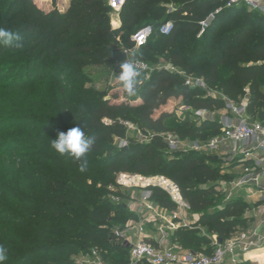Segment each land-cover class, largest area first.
<instances>
[{
  "label": "trees",
  "instance_id": "16d2710c",
  "mask_svg": "<svg viewBox=\"0 0 264 264\" xmlns=\"http://www.w3.org/2000/svg\"><path fill=\"white\" fill-rule=\"evenodd\" d=\"M225 1L126 0L118 13L120 25L113 30L107 0H70L64 13L43 12L29 0H0V27L23 37L24 49H18L17 56L25 55L16 65L20 70L16 75L25 71L24 82L14 77L15 82L0 86L9 93L2 96L8 106L0 109V119L14 121L9 127L13 135L5 139L6 148H0V244L7 249L5 264H79L75 258L92 249L106 264H125L128 247L116 241L113 230L136 215L126 211L125 202L110 200L112 194L125 199L119 191L108 189L118 172L163 175L177 184L199 219L196 228L181 226L172 231L169 241L188 252L210 254L213 235L225 240L245 229L244 201H225L220 190V181L234 178L223 172L224 160L203 150L171 152L164 141L173 133L180 140L204 144L221 134L222 124L197 115L199 123L184 118L171 126L167 119L173 112L161 108L171 97L195 111L225 108L221 97H205L203 90L185 85L184 75L194 73L235 104L247 88L245 115L264 126V16L245 5L223 7ZM217 8L221 9L201 36L210 35L208 42L199 43L204 49L198 46L200 40L178 36L181 30L197 32L198 22ZM166 21L173 27L163 35L159 26ZM146 27L150 34L134 51V58L150 67V61H157L148 53L153 50L163 56L166 66L154 67L137 85V106L115 101L117 93L107 98L106 91L84 87L85 64L115 59L112 69L118 71L124 62L121 48H133L131 37ZM119 32H123L121 39ZM7 48L0 46V56L14 58ZM60 72H67L68 78ZM124 121L149 134V143L138 141L133 132L128 135ZM76 126L94 139L85 172L79 171V162L51 148L58 132ZM115 139L127 144L118 148ZM151 199L175 208L160 189H151Z\"/></svg>",
  "mask_w": 264,
  "mask_h": 264
},
{
  "label": "built area",
  "instance_id": "2783aa9c",
  "mask_svg": "<svg viewBox=\"0 0 264 264\" xmlns=\"http://www.w3.org/2000/svg\"><path fill=\"white\" fill-rule=\"evenodd\" d=\"M125 1L107 0L108 6L116 18V20L111 22L113 28L116 26L114 23H120L118 13ZM238 5H245L249 10L251 8L258 9L264 16V0H226L223 7ZM220 9L217 8L210 12L206 19L199 22L200 30L198 36L205 32ZM172 27V22L166 21L159 26V33L168 35ZM149 34L150 29L149 32H145L142 29L131 37L134 42L133 48H121L124 62L134 60L140 72H150L151 68L146 62L134 58L132 53L146 43ZM167 69L177 71L171 66H168ZM185 85L190 88L203 90L205 97H221L225 101L226 108L235 115V118H227L222 121L221 134L213 136L204 144H193L191 148L194 150L206 148L209 151H215L227 143H244L247 151L242 153L246 156L252 150L261 151L263 153L262 157L255 160L252 165H245L242 169V175L235 181L236 186L250 182L256 183L258 177L254 174V170L256 167L261 168L264 162V126L257 121H249L247 119L245 115L246 101H242L239 105L226 101V97L221 92L211 89L202 77L186 79ZM123 124L128 132H133L137 137L141 136L142 133L135 124L128 121H124ZM164 141L170 148L176 150L180 148V141L170 134L164 137ZM261 169L264 171V168ZM153 188L165 192L180 211L189 209L188 204L181 197L177 184L163 175L118 172L115 175L114 183L108 186L110 191L131 192L135 189L142 190L144 196L141 205L149 213V218L160 223L158 225L159 237L153 243L142 238L144 232L142 224H132L113 230V236L116 241L128 247V260L125 264H240L244 260L256 262L262 260V256H264V234L261 237L253 238L246 230L235 232L227 239L222 240L221 243L213 235L211 238L212 252L210 254L181 252L179 248L170 246L169 238L171 232L181 226L187 227L188 222L179 215L178 211L170 212L167 208L159 206L150 200L151 189ZM110 200L116 204L122 202V198L119 195H110ZM132 237L137 238L133 243L130 242ZM256 255L261 256L260 259L252 258V256ZM83 261L85 264H106L96 249H92Z\"/></svg>",
  "mask_w": 264,
  "mask_h": 264
},
{
  "label": "rangeland",
  "instance_id": "374dc122",
  "mask_svg": "<svg viewBox=\"0 0 264 264\" xmlns=\"http://www.w3.org/2000/svg\"><path fill=\"white\" fill-rule=\"evenodd\" d=\"M29 5H32V6H34L35 9H39L43 12H50L53 9H57L60 13H64L65 11H67L69 9L70 0H29ZM246 8H248V7L246 6ZM167 10L168 11L170 10L169 5L167 6ZM251 11H254L256 13V15H263L258 9L251 8ZM210 12H208L200 21L206 19ZM112 20H116L115 16H113V15H111V21ZM239 21L240 20L235 21V23L233 25L234 26L237 25L239 23ZM114 25H117V24L114 23ZM118 27L119 26L114 27L113 30L118 29ZM199 30H200V27H199L198 31L195 33L190 32L188 30H181V31H179L178 36L181 37V36L188 35L189 37H193L194 40H200V42H198V46L201 47L202 49H204L199 43H201V41L208 42L210 35L202 38L201 37L202 35L198 36ZM122 33L123 32L118 33V37L120 39H121ZM22 49H24V48L23 47L19 48V50H22ZM6 51H7L6 53L13 54L14 58L5 57V56H7L6 54L3 56H0V86L4 85L7 82L8 83L15 82L16 78L14 79V77H17L18 82H20V83L24 82V79H25V73L24 72L25 71H21V73L19 75H16L20 71V70H17L16 65L18 62H20L22 60V58H25V55L17 56L18 55V49L12 48V47L7 48ZM148 53L154 54V56L157 59V61H155V62H153V61L149 62L151 69H153L154 67L160 68L162 66H166V63L163 60V56L161 54H159L153 50H148ZM198 59H203V58H198ZM114 60L115 59H110L109 62L104 63V64H92V62H88L87 64H85L84 68L82 69V73L86 79L84 87L91 88L94 90L106 91L109 95V96H107V98L110 97V95L117 93V99H115V101L120 102V101L126 100V102L129 103V105L137 106L140 103V99L137 97V94L135 96L130 97L123 92L124 90L121 87L119 80L115 76V75L119 74V70L115 71L112 69V65L116 61V60L115 61ZM48 67H49V65H48ZM9 69H12V72L10 74L8 72ZM29 70L31 72L35 71L33 66H30ZM113 73H114V75H113ZM60 74L63 75L65 78H68L67 72H65V73L60 72ZM149 76H150L149 72H144V73L142 72L140 81L144 82ZM184 77H185V80L190 79V78L194 79L196 77V75H194V73H189V74H185ZM138 85L141 86V82H139ZM210 88L214 90V87H210ZM137 89H138L137 90V93H138L139 88H137ZM263 89H264V87H263ZM7 93L8 92L0 89V109H4V107L7 105L6 101H4L2 99V96L6 95ZM248 94H249L248 89L245 88L244 94L240 98L239 103H241L242 101H246ZM35 99L36 98H34V100ZM42 101H44V99ZM226 101H230L233 103V101L229 100V98H227V97H226ZM161 108L173 112L174 116L167 119V123H169V125H171V126L178 124L184 118L189 119L190 121H192L194 123H199L198 118H196L197 115L200 117V119L205 115L204 113L198 114V111L192 110L188 106L184 105L180 98H173V97L169 98ZM6 109H11V108L6 107ZM136 111L137 110H133L132 113L134 115H136ZM221 113H224V111L221 110ZM225 114H226V112H225ZM11 123H14V121L6 122L5 120H2V118L0 119V148L1 149L6 148L4 141H7V140H5V139H7L11 135H13L11 133V131L13 129L12 128L9 129V127L12 125ZM5 131L8 132V134H7L8 137L4 135ZM168 134L174 136V138H176L180 141V144H179L180 148H178L177 150H181L184 152L190 151V150L194 151V149H192L191 146H193V144H196V143L200 144L197 141H193L190 139L180 140L173 133H168ZM128 135H132V133L129 132ZM148 136H149V134H146V135L141 134V136H138L137 139L141 143L146 144V143H149V141H150ZM124 144L125 145L127 144V142L125 140L115 139V145L118 148L124 147ZM168 150L171 152L177 151L176 149H173L170 147H168ZM223 157L225 160L228 159L227 156H223ZM227 161L232 162L233 159H231V160L228 159ZM140 192L142 193V190H139V189H135L134 191H131V192H126V191L120 192L122 195L125 196V199L122 198V201L126 203V209H127L126 211L131 212L134 215H136L135 219L127 220V222H125L124 225L133 224V222H134L135 224H142L144 227L150 228L149 226H152L153 223H151L150 221H147L148 220L147 218H149L150 215L143 208V206L139 203V201H140L139 196L141 194ZM147 222H150V224ZM187 227L188 228L189 227L196 228V222L193 223L192 219L189 220ZM199 229L201 232H203V233L205 232V230L202 226ZM170 246H175V247L181 249V252H188V250L186 248L180 247V246L176 245V243H170ZM87 256H88V253L80 254V256L78 258H75V261L79 264H85L83 260ZM259 257H261V256H259ZM251 261L254 262V264H264V256H262V260H260V262H256L253 260H251Z\"/></svg>",
  "mask_w": 264,
  "mask_h": 264
},
{
  "label": "crops",
  "instance_id": "0c3cea01",
  "mask_svg": "<svg viewBox=\"0 0 264 264\" xmlns=\"http://www.w3.org/2000/svg\"><path fill=\"white\" fill-rule=\"evenodd\" d=\"M116 24H117L116 26L120 25V23H116ZM239 104H235V105H239ZM221 110H223L224 113H221ZM202 113L205 114L202 117V119H207V120L218 119L220 123H222V121H224L227 118H235V115L231 112V110L227 109L226 106L225 108L214 112L198 111V114H202ZM245 145L246 144L244 143H236V144L227 143L219 147L215 151H209L206 148L200 150L207 151L208 153H212L216 157L222 158L224 160L225 164H224L223 172L234 176L232 181L219 182L220 190L223 192L225 197L224 200L227 201L232 198H240L242 199V201H244L246 205L243 212V218L246 221L245 222L246 227L244 230H246L249 233V235H252L253 238H257V237H261L264 234V171L261 169L264 168V162L262 163L261 168L256 167V169L254 170V174H256V176L258 177V181L256 183L250 182L245 185L236 186L235 181H237V179L242 175L243 167L245 165H252L255 160L262 157L263 153L261 151L252 150L251 152H249V155L246 156L244 153H242L243 151L244 152L247 151ZM223 156H227L229 160L233 159V161L232 162L227 161L228 159L225 160ZM247 162L248 164H246ZM143 196L144 195L142 192L139 196L140 204H142ZM150 200H152L151 195H150ZM168 210L170 212L178 211L179 215L182 218H184L185 221L187 222H189V220L192 219L194 223L199 219L198 214L192 213L189 209L186 211H180L176 207V205L175 208ZM149 220L151 223H153V225L149 226L150 228L144 227L142 238H144L145 240L149 239L154 241L159 237L158 225L160 223L153 221L151 218H149L147 221ZM150 222L147 223L150 224ZM133 224L135 223L133 222ZM129 225L132 224H127L124 225L123 227ZM130 240H131L130 242L133 243L137 240V238L132 237Z\"/></svg>",
  "mask_w": 264,
  "mask_h": 264
},
{
  "label": "clouds",
  "instance_id": "9594fccd",
  "mask_svg": "<svg viewBox=\"0 0 264 264\" xmlns=\"http://www.w3.org/2000/svg\"><path fill=\"white\" fill-rule=\"evenodd\" d=\"M0 46L12 48L23 47V37L10 29L0 27ZM137 53L133 52L135 57ZM114 75V73H113ZM121 87L128 96L137 94V85L140 82L141 72L135 65L134 60L121 62L119 74L115 75ZM94 139L86 136L81 126L72 127L66 132H58L54 140H51V148L60 156H69L74 162H79V171L85 172L88 167L87 154L92 150ZM7 260V249L0 244V264Z\"/></svg>",
  "mask_w": 264,
  "mask_h": 264
},
{
  "label": "water",
  "instance_id": "95a60500",
  "mask_svg": "<svg viewBox=\"0 0 264 264\" xmlns=\"http://www.w3.org/2000/svg\"><path fill=\"white\" fill-rule=\"evenodd\" d=\"M149 29H150L149 27H146V28H144V31H145V32H149ZM215 158H216V156H215ZM218 242L221 243L222 240H221V239H218Z\"/></svg>",
  "mask_w": 264,
  "mask_h": 264
}]
</instances>
